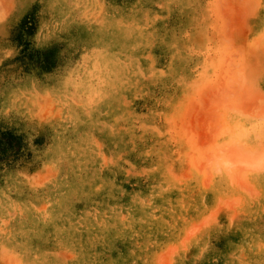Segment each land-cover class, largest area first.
I'll return each instance as SVG.
<instances>
[{"label":"rangeland","instance_id":"obj_1","mask_svg":"<svg viewBox=\"0 0 264 264\" xmlns=\"http://www.w3.org/2000/svg\"><path fill=\"white\" fill-rule=\"evenodd\" d=\"M264 114V0H0V264H264V173L200 149Z\"/></svg>","mask_w":264,"mask_h":264},{"label":"clouds","instance_id":"obj_2","mask_svg":"<svg viewBox=\"0 0 264 264\" xmlns=\"http://www.w3.org/2000/svg\"><path fill=\"white\" fill-rule=\"evenodd\" d=\"M231 118L200 149L207 167L229 178L264 173V114H250L240 107L231 109Z\"/></svg>","mask_w":264,"mask_h":264},{"label":"trees","instance_id":"obj_3","mask_svg":"<svg viewBox=\"0 0 264 264\" xmlns=\"http://www.w3.org/2000/svg\"><path fill=\"white\" fill-rule=\"evenodd\" d=\"M21 138L9 130L0 129V168L2 165H10L21 150Z\"/></svg>","mask_w":264,"mask_h":264}]
</instances>
